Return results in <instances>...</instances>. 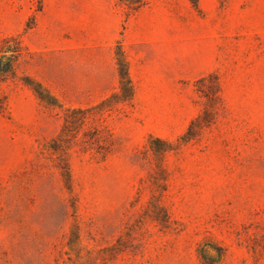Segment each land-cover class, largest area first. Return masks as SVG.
Returning <instances> with one entry per match:
<instances>
[{"label":"rangeland","instance_id":"rangeland-1","mask_svg":"<svg viewBox=\"0 0 264 264\" xmlns=\"http://www.w3.org/2000/svg\"><path fill=\"white\" fill-rule=\"evenodd\" d=\"M0 264H264V0H0Z\"/></svg>","mask_w":264,"mask_h":264},{"label":"crops","instance_id":"crops-1","mask_svg":"<svg viewBox=\"0 0 264 264\" xmlns=\"http://www.w3.org/2000/svg\"><path fill=\"white\" fill-rule=\"evenodd\" d=\"M156 11L157 9H148L142 6L138 7L136 9L135 20L143 25V31L142 29L136 33L131 31L126 33L125 31L123 48L129 62V73L131 78H134L132 72H135L138 67L139 62L137 57H143L145 55H165L173 57L178 53L179 39L177 35L172 33L156 35L154 32L150 33L147 31L145 15L153 12L155 13ZM144 30L146 31L144 32ZM140 68H142V66Z\"/></svg>","mask_w":264,"mask_h":264},{"label":"trees","instance_id":"trees-1","mask_svg":"<svg viewBox=\"0 0 264 264\" xmlns=\"http://www.w3.org/2000/svg\"><path fill=\"white\" fill-rule=\"evenodd\" d=\"M191 2L193 3L194 6H196V0H191ZM32 88L36 92V94L40 100H42L43 102H45L49 105L55 104L54 101H52V100H55V98L39 82L38 83L36 82V87L34 86ZM191 125H192V122H191ZM190 126L188 127V130L190 129ZM184 140H187V137ZM62 175L64 177L65 185H66L67 189L70 190L71 189V187H70V172H69V167L67 165L64 167V169H62ZM68 244L70 247L73 246L72 243H70V241L68 242ZM73 250H76V247L73 248Z\"/></svg>","mask_w":264,"mask_h":264}]
</instances>
